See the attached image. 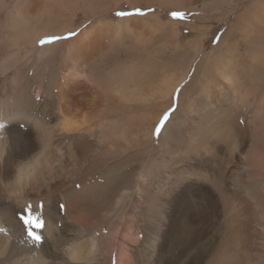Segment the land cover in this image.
Listing matches in <instances>:
<instances>
[{
    "label": "bare ground",
    "instance_id": "obj_1",
    "mask_svg": "<svg viewBox=\"0 0 264 264\" xmlns=\"http://www.w3.org/2000/svg\"><path fill=\"white\" fill-rule=\"evenodd\" d=\"M15 1L23 27L0 41V264H264V0H231L246 55L224 35L204 53L205 27L164 21L193 0H125L158 13L119 20L122 3L98 12L82 0L78 24L79 3ZM185 26L203 72L182 84L189 64L172 84ZM35 55L60 62L47 85L23 78ZM197 87L205 100L186 102ZM174 100L173 117L185 102L189 115L178 132L166 124L154 149Z\"/></svg>",
    "mask_w": 264,
    "mask_h": 264
},
{
    "label": "rangeland",
    "instance_id": "obj_2",
    "mask_svg": "<svg viewBox=\"0 0 264 264\" xmlns=\"http://www.w3.org/2000/svg\"><path fill=\"white\" fill-rule=\"evenodd\" d=\"M86 1H87L86 5L90 9V11H98V12L101 11L102 9L107 8V7L111 8L113 6V4H115V3H122L119 10L114 11V12L112 11L113 15L111 16V18L115 19V20L130 18V17H143L149 13L153 14V12L158 13V8L156 9V7H151L150 9H145L144 7H140V8H137L135 11H131V9L125 5V3H124L125 0H86ZM250 1H259V0H236L237 3H241V4H245L246 2H250ZM0 2H1L0 3V41L7 42L9 37L11 36V34H13V32H14L13 30L21 29L23 27V25H21V24L24 20H22L21 15L17 12L16 8L14 7V6H16L15 0H0ZM80 2L83 3L82 0H60L59 1V3H61V7L64 6L61 8V9L64 8L62 11H65L66 8H68V7H72L71 5H75L76 3H79L78 7L80 9L76 12V13H78L77 24L80 21H84V18L87 14L86 13L87 8L85 9L82 4L80 5ZM221 2H222V4H220L218 7H213L212 5L211 6L208 5L207 0H193L191 2V7L187 8V10L184 8L183 10H180V11H176V10L162 11L161 15L164 17L163 18L164 21H167L170 19L173 21L178 20V21L182 22L183 24L196 25V26L202 27V28L205 27L207 29V32L205 31V35H207V36H206V40H205L204 53L211 51L215 46H217L218 43L222 40L221 38H223V35H224V37L228 38L227 42L230 41L232 44H236V48L239 51L240 55H244V53L246 55V53H248L249 49H247V47L244 46V45H246V43H245L242 32H240V30H238L239 31L238 32L237 30L232 28V26H234L235 23L237 24L239 22L237 20V18L240 15V11L235 10L236 11V12L234 11L235 13L231 12V10L233 11L235 9L234 7H232L233 3L231 2V0H221ZM203 4H205V5H203ZM258 4L256 5V7L259 6ZM61 9L57 8L56 11H60ZM193 9H196V10L193 11ZM204 11H206V12H204ZM120 12H124L127 14L124 16L117 15V13H120ZM91 20H94V19L90 18V21ZM61 23H66V25H68V26L71 24L69 21H65V22H61ZM41 30H42V28H40L37 31H34L33 34L34 35L39 34V32H41ZM181 31H182V29H181ZM182 36H183V43H182L183 47L182 48L184 50V52H183L184 60H183V67H182L183 70L179 71L177 73V75L174 76V81L172 80V84H174L173 82H175V80H179L184 75L183 73L187 72L186 68H188L191 65L193 68H192L190 74L188 75L187 80L184 81V83H182V84L186 85V83H188L190 81L192 74L197 67L199 68L198 69L199 74H200V71L203 72L201 66L204 64V62L202 63V62H200V60L204 57H203V54H201V56H199L196 60L193 61L195 54L193 51H191L192 49H189V47L185 45V42L187 39H190L196 35L192 32V30H190L188 28V26L184 27V29L182 31ZM66 39H68V38H66ZM217 40H218V42H217ZM237 44H238V46H237ZM57 63L56 62L53 63V58L50 57L48 59L47 55L46 56L44 55L40 58L38 57V55H35L34 58L31 60V62L26 67H24L23 70H21L22 73L24 72L23 78H24L25 82L26 83H28V82L34 83V81H35V83L38 84V83H43V81L44 82L46 81L47 83L46 82L45 83L47 85L53 76H55V78H57V76H58V69H59L60 62L58 61ZM16 67H17V65L13 66V64H10V65H8L7 69H8V71H13V70H15L14 68H16ZM43 78H46V80H43ZM182 87H184V86H182ZM199 90L200 89L198 87L191 90L192 93L189 97L190 99H187L186 102H189L190 100L194 99L195 96H202V95H198ZM227 94H229V95H227L228 98L226 97V100H225L226 104H228L232 101V98L230 97L231 91H227ZM205 98H206V96H202L200 99V103L202 101H204ZM186 102L183 103V108H182L183 111H181L179 116L173 117V112H174L173 110H176V106H177V100H174V104L168 109V111L171 110V112L169 114V119L165 122L164 126L160 128L159 134H157L156 129H157V127H160L159 126L160 124L156 125V128H155L156 133L154 134V144L152 145V147L154 149H156L160 145L159 144V135L162 133V130L164 129L166 124H168V127H167L168 133H171V131L172 132L180 131L179 130L180 125H177V124H181V122L185 119V117H187L189 115V114H187L188 112H186L187 111V109H186L187 103ZM192 117L195 118V114ZM177 118H179V119H177ZM162 119L163 118H161V120ZM177 120H178V122H177ZM168 122H170V123H168ZM171 128H173V129H171ZM126 138H130V135L128 134ZM108 177L111 178L112 176L108 175ZM103 178H105V176ZM129 182L130 181L128 179H126L122 183H124L125 185H128ZM122 183H120L119 186ZM102 192H99V193H102ZM115 196H116L115 192H110V193L108 192L106 195H103L101 197L102 200L99 202L98 208L105 215L108 212H111V210L113 208L114 201H115ZM261 203H262L261 201H258L257 205L259 206L258 208H260L261 213L263 214L264 211L261 208V207H263V204H261ZM114 215H117V213H115ZM111 223L107 222L108 225H104L102 228L91 231V233L89 234V237H87V239L90 240V239L94 238L96 233H99V232L101 233L104 228L105 229L110 228L111 225L113 224V223L112 224ZM113 225H115V224H113ZM259 238H261L260 233L257 234V240H255L256 244L254 245V248H253L254 249V253H253L254 257H256L260 253V251H259L260 249H258V246H257V243L259 241H261Z\"/></svg>",
    "mask_w": 264,
    "mask_h": 264
},
{
    "label": "snow or ice",
    "instance_id": "obj_3",
    "mask_svg": "<svg viewBox=\"0 0 264 264\" xmlns=\"http://www.w3.org/2000/svg\"><path fill=\"white\" fill-rule=\"evenodd\" d=\"M126 14L127 13H124V12L117 13V15H119V16H124ZM56 39H59V37H57ZM45 42H50V41H45ZM45 42H42V43H45ZM217 42H218V40H217ZM168 119H169V113L168 112H165L164 113V116H163V119L160 121V127H157V129H156L157 134H159L160 128L164 126L165 122ZM27 223L31 224V223H33V220L31 218H29L27 220ZM40 226H42V225L39 222H37V227H40ZM29 235L32 237L33 240H37V241L40 240V237L39 236H35L31 232H29Z\"/></svg>",
    "mask_w": 264,
    "mask_h": 264
}]
</instances>
